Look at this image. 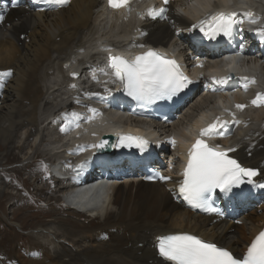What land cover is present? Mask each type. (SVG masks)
Wrapping results in <instances>:
<instances>
[{
    "label": "bare ground",
    "instance_id": "obj_1",
    "mask_svg": "<svg viewBox=\"0 0 264 264\" xmlns=\"http://www.w3.org/2000/svg\"><path fill=\"white\" fill-rule=\"evenodd\" d=\"M195 1L203 3V6L210 3L209 0ZM178 2L180 7L189 4V0ZM101 4V0H70L68 5L57 12L31 13L27 9L7 12L0 0V10L5 17L0 21V71H11L10 76L0 80V146L8 156L12 150H22L26 145L35 150L32 153L35 158L32 156L21 167L22 170L34 168L38 171L24 181L28 190L33 186L28 179L38 183L45 176L41 173V163L49 164L67 156L73 146V153L83 149L92 151L93 142L103 133L120 134L118 132L124 130L147 138L156 133L153 125L142 124L126 113L116 112L115 108L104 112L102 107H108L109 102L114 104L112 96L108 97L107 102L95 100L88 111L77 112L78 118L71 115L75 123L73 130L69 128L70 121L65 115L58 120L61 124H56L58 134L56 127L51 126L50 120L56 119L55 115L59 111L70 108V102L78 98L82 91L90 92L93 89L89 84H92L90 77L99 76V81L102 80L100 64L95 65L93 61L101 59L100 54L105 49H111L112 54H123L121 41L131 36L138 23L130 18L128 23L122 24L121 15L108 14ZM253 5L263 6L260 3ZM175 7V4H171L165 17L158 20L148 17V36L144 43L167 44L172 38L173 25L189 24V12L185 16L174 15L171 11ZM108 24L111 25L110 37L106 39L101 31ZM105 43L109 48H103ZM108 53L105 51V55ZM72 72H81L86 82L80 81L82 76L74 80ZM53 77L57 80L53 81ZM63 77L64 80L59 83ZM100 85L104 86V81ZM194 97L180 109L183 119L174 127L157 128L161 138L173 134V131L189 135L183 127L196 113L204 108L214 111L215 96L204 95L200 102L191 106L187 114L184 113ZM93 108L96 109L95 113L89 111ZM245 117L249 124L224 143L240 146L235 156L246 167L259 171L256 180L261 184L264 183V110L252 112ZM21 129L25 131L24 139L19 138L16 142L17 133ZM67 139H70L72 146ZM229 141L230 144L227 143ZM179 150L180 147H175L174 155ZM160 157L164 158L165 155L161 154ZM72 159L67 157V163H73ZM5 161L7 158L1 154L0 169L7 165ZM58 165L63 166V163L59 162ZM11 171L17 170L14 168ZM45 186L48 187L29 191L36 199L27 208L39 213L38 204L43 202L45 211L40 213L42 219L32 220L27 226L20 227L21 230H31L24 240L17 227L5 220L10 233L5 237L0 236V254L7 256L8 260L14 259L13 263L163 264L154 248L158 236L178 232L195 233L237 252L245 248L264 224V190L253 192L251 206L231 212L228 220L205 218L191 213L178 202L174 189L179 184L175 177H169L163 183L144 184L128 172V176L113 188L109 203L93 208L96 217L90 218L67 209L66 212L53 210L50 204L53 193L46 195L50 185ZM1 187L0 181V197L3 190ZM61 191H65L64 187ZM259 197L262 199L261 204ZM7 198L16 205L23 201L20 194Z\"/></svg>",
    "mask_w": 264,
    "mask_h": 264
},
{
    "label": "snow or ice",
    "instance_id": "obj_2",
    "mask_svg": "<svg viewBox=\"0 0 264 264\" xmlns=\"http://www.w3.org/2000/svg\"><path fill=\"white\" fill-rule=\"evenodd\" d=\"M46 4H55L65 6L70 0H39ZM133 0H106L107 6L112 10L124 9L131 11ZM16 5L17 0H11ZM170 0H163V5L159 9L150 8L147 10V16L152 19L165 17L168 11L166 5ZM43 11V9H39ZM236 12H215L207 15L205 19L200 20L199 26L201 32L209 39H215L218 35L231 37L233 34V25L236 23L234 17ZM249 18V22L255 24L256 18L252 12L243 13ZM5 17L0 15V21ZM196 27V25H193ZM257 35L264 41V28L256 30ZM144 47L143 45H135ZM111 53V49H105ZM107 69L111 70V76L115 81H119L128 96L138 101L141 106L153 103L157 100L171 99L180 92L191 81L180 71V66L173 59L166 58L163 54L152 49H148L133 59L129 60L119 55L108 56ZM105 76L109 72L103 68L99 69ZM11 71L0 72V80L5 76H10ZM73 76L76 73H72ZM95 79V76L93 77ZM230 78V77H229ZM246 82L255 83L254 80ZM220 83L222 81H216ZM75 87V85H71ZM247 90V83L244 84ZM107 91V89H106ZM87 95H96L88 93ZM254 106L264 104V94L258 93L256 98L251 101ZM237 109H243L245 105H235ZM92 113L96 109H89ZM72 117L78 118L79 114L72 113ZM239 123V121H235ZM227 126L226 121L217 117L207 127L201 128L199 137L191 144L188 150L186 166L183 169V180L179 185V194L187 201L193 209H200L207 213H216L223 215L217 207L213 206L212 192L219 189L225 195L232 193L233 188H238L241 184L247 182L254 184L253 178L258 175V171L252 168L242 167L237 160L230 158L228 152L234 151L229 148L227 151L219 150L210 146L202 137L219 135L223 136L222 131ZM65 131L66 129H61ZM107 142L93 145L95 148H103ZM175 143V141H172ZM120 144L122 146H135L143 151L147 141L139 137L121 136ZM247 178V181L244 178ZM149 179L167 180L169 177L154 174ZM264 188V183L258 185ZM158 256L166 264H264V231L258 235L248 245L246 252L242 257H237L231 251L224 247L217 246L212 242H206L195 235L180 233L157 237L155 244Z\"/></svg>",
    "mask_w": 264,
    "mask_h": 264
},
{
    "label": "rangeland",
    "instance_id": "obj_3",
    "mask_svg": "<svg viewBox=\"0 0 264 264\" xmlns=\"http://www.w3.org/2000/svg\"><path fill=\"white\" fill-rule=\"evenodd\" d=\"M110 26L111 25L108 24L107 28H104V30L101 31V35L106 39L110 37ZM52 79H53V81L57 80V78L55 79L54 77ZM63 80H64V77L59 81V83H61ZM203 97H204V94H202V93L199 95H196L194 97L195 99L191 103H189L188 106H186V108L184 109V113L189 112L190 111L189 109L191 108V106L195 102H198V101L200 102L203 99ZM181 119H183V118H181ZM174 122H176V121H174ZM18 133H17L18 138L16 139V142L19 141V138L24 139L23 137H24L25 131H24V129H21ZM34 140H35V137L33 138L32 141H34ZM26 149H28V150H26ZM4 151H5V149H3L0 146V155L4 154V158H7V161L4 162V164H7V165L0 169V181L2 182L1 188L3 189L2 190V196L0 197V236L5 237L8 233H10L9 227L7 226L6 221H5V220H8L9 222H12L13 226L17 227L18 232L20 233V235L22 236V239L24 240L25 237L31 233V230H29V228H26L25 230H23V229L21 230L20 227L27 226L29 224V222H31L32 220L36 221L37 219H42L41 218L42 214H40V213L45 211V208L43 207V205H44L43 202L39 203L40 204V208L38 209L39 213L31 210L32 208H30V209L27 208L28 205L32 204V203H30V202H32V199H36L35 196L32 198V194L30 192L33 191V188H39L40 189V188H47V187L46 186L44 187L40 183H37V182L35 183L34 180L31 178L28 180L32 183L33 186L29 187V190L25 187L24 181L27 180V177H29L30 174H32V176H33V173H35V172H32L33 170L34 171H37V170L34 168L28 169V170H22L21 167H22V165H25L26 163H28L32 156L34 157V154L32 155V153H34L35 150H33V149L31 150V148L28 145H26L22 150H18V149L12 150L11 155L9 154V156L6 155L4 153ZM29 156H30V158H29ZM45 164H48V163L47 162L41 163L40 167H42L43 170H44ZM13 167L16 168L17 171L12 172L11 168H13ZM23 171H24V173H23ZM20 188L22 189V193L20 191ZM16 190L18 193L14 194ZM48 191L50 193L52 192L51 190H48ZM19 194L22 196L23 201L19 202L17 204L18 206L15 204V202H11L7 198L9 196L14 197V195H19ZM45 194L48 195V193H45ZM53 199L54 198H52L51 200H53ZM50 204H52L53 210H55V211L64 210V212H66L65 209L59 208V206L56 203L54 204L53 201H51ZM13 217H15V219ZM84 221L85 220L82 219V222H84ZM84 223L86 224V222H84ZM22 255H24V254L22 253Z\"/></svg>",
    "mask_w": 264,
    "mask_h": 264
},
{
    "label": "water",
    "instance_id": "obj_4",
    "mask_svg": "<svg viewBox=\"0 0 264 264\" xmlns=\"http://www.w3.org/2000/svg\"><path fill=\"white\" fill-rule=\"evenodd\" d=\"M113 139H114V136H104L98 144H100L102 141H106L107 143L105 144L103 148H98V151L107 152L111 154Z\"/></svg>",
    "mask_w": 264,
    "mask_h": 264
}]
</instances>
